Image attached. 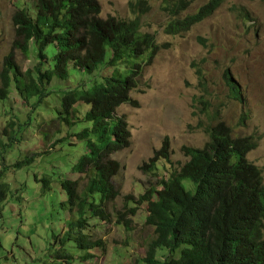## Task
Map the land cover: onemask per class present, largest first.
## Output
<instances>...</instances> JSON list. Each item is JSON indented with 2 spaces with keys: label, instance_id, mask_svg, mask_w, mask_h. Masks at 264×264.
I'll use <instances>...</instances> for the list:
<instances>
[{
  "label": "rangeland",
  "instance_id": "1",
  "mask_svg": "<svg viewBox=\"0 0 264 264\" xmlns=\"http://www.w3.org/2000/svg\"><path fill=\"white\" fill-rule=\"evenodd\" d=\"M22 1L0 0V71L17 39L12 22L17 7L36 4L35 0H24L22 5ZM100 1L103 19L134 18L130 0ZM165 1L152 0V10L143 20V32L155 36L160 52L144 65L139 87L132 93L139 105L125 104L117 111L118 116L128 119L132 138L129 148L113 155L121 170L113 179L120 195L107 206L112 222L93 220V235L104 241L105 250H94L97 256L84 264H146L155 236L153 227L146 223V207L134 217L130 230L115 223L117 213L124 210L126 197L137 200L159 179L167 178L186 162L184 147L202 148L209 141L207 129L218 122L227 123L236 136L256 138L258 146L248 158L264 176V1L221 0L212 16L178 35L166 31L172 18L162 9ZM207 3L208 0H198L182 17L195 15ZM48 52L54 55L55 46L51 45ZM111 57L112 53L108 60ZM17 60L23 72L37 63L32 51L26 54L17 50ZM108 60L94 74L71 66L69 79L55 76L48 97L27 91L26 86L22 90L15 87L5 102L0 121L2 133L15 114L25 115L30 125L21 133L23 139L16 149L3 152L5 161L0 151V161L13 165L36 154L40 156L11 175L12 192L0 203V264H50L56 259L60 239L77 218L61 183L67 178L81 179L80 187L84 188L87 181L80 168L88 151L86 141H59L74 137L84 129L83 125H90L84 122L89 107L84 102L76 105L70 123L55 119L60 117L59 111H64L63 92L69 88L85 84L90 88L105 72L126 81L135 67L144 62L133 58L109 67ZM226 69L240 87V100L234 98L225 83ZM200 97H204L206 105ZM63 115L67 116V111ZM9 134L10 130L8 140ZM166 137L171 144L170 161H161L152 173L143 171L141 167L150 162ZM55 142L59 144L53 147ZM75 168L79 172H73ZM184 185L193 190L189 181H184ZM66 248L75 259L86 253L78 250L74 242ZM167 254L166 249H160L157 257L163 259Z\"/></svg>",
  "mask_w": 264,
  "mask_h": 264
},
{
  "label": "trees",
  "instance_id": "2",
  "mask_svg": "<svg viewBox=\"0 0 264 264\" xmlns=\"http://www.w3.org/2000/svg\"><path fill=\"white\" fill-rule=\"evenodd\" d=\"M35 1V6L27 3L17 7L12 17L17 39L0 71V121L5 102L15 87L22 90L26 86L28 91L48 97L54 76L69 79L71 66L94 74L101 63L107 62L110 53L109 67L133 58L151 63L160 51L155 37L143 32V20L152 10V0H130L134 16L131 20L103 19L100 0ZM197 1H165L162 9L172 18L166 30L169 35L189 32L222 3L208 0L195 15L183 18ZM51 45L56 48L54 55L48 52ZM17 50L36 54L37 63L27 72L21 69ZM143 68L138 64L126 81L105 72L90 88L85 84L63 92L68 115H60L58 119L70 123L76 105L84 102L89 107L84 122L90 125H83L84 129L74 137L59 141L73 142L76 138L87 142L88 151L80 168L87 184L81 189V179L74 178L61 183L77 218L70 222L60 239L61 247L50 264H84L97 256L94 250H105L104 241L93 235L96 228L93 220L112 222L107 206L120 195L113 179L121 170L113 154L129 148L132 138L127 118L118 116L117 111L124 104L139 105L132 92L139 86ZM224 80L234 98L240 100V87L227 69ZM200 101L207 104L204 97ZM21 118L13 115L7 130L0 131L2 161L6 160L3 152L14 151L23 139ZM207 133L209 141L202 148L184 147L188 160L167 178L159 179L137 200L126 197L124 210L116 215L115 223L130 230L134 217L146 207V223L153 227L155 235L146 264H264V176L248 159L258 141L253 136H236L225 122L209 127ZM58 144L55 142L53 147ZM38 156L13 165L0 161V203L12 192L11 175L18 174ZM170 157L171 144L166 137L162 147L141 169L152 173L158 170L161 161L169 162ZM7 166L15 170L9 173ZM73 172L79 171L75 168ZM184 181H189L193 190H188ZM69 242L86 253L75 259L66 248ZM160 249L168 251L163 259L157 257Z\"/></svg>",
  "mask_w": 264,
  "mask_h": 264
},
{
  "label": "clouds",
  "instance_id": "3",
  "mask_svg": "<svg viewBox=\"0 0 264 264\" xmlns=\"http://www.w3.org/2000/svg\"><path fill=\"white\" fill-rule=\"evenodd\" d=\"M264 1V0H263ZM213 15V14H212ZM211 15V16H212ZM110 18V17H109ZM209 18V17H208ZM206 20V19H205ZM204 20V21H205ZM202 23V22H201ZM200 24V23H199ZM198 25V24H197ZM194 27V26H193ZM192 29V28H191ZM152 35V34H151ZM153 36V35H152ZM155 37V36H154ZM157 43V42H156ZM12 51V50H11ZM160 52V51H159ZM5 62V61H4ZM146 64V62L145 63H143V66ZM79 69V68H78ZM144 69V68H143ZM81 70V69H80ZM228 71H230L229 69H227ZM225 72V71H224ZM143 73V72H142ZM230 73H231V71H230ZM231 75H232V73H231ZM56 77H58V76H56ZM223 77H224V74H223ZM232 77H233V75H232ZM54 78H55V76H54ZM54 78H53V80L50 82V86H49V90H50V87H51V85H52V82L54 81ZM59 79H61L60 77H58ZM140 79V78H139ZM233 79H234V77H233ZM64 80V79H63ZM235 80V79H234ZM236 81V80H235ZM236 83H237V81H236ZM238 84V83H237ZM239 86V85H238ZM139 87V86H138ZM75 87H73V88H69L68 90H71V89H74ZM136 89H138V88H136ZM135 89V90H136ZM135 90H133V91H135ZM28 91V90H27ZM133 93V92H132ZM133 97V96H132ZM136 100V99H135ZM138 101V100H137ZM139 102V101H138ZM125 105V104H124ZM123 106V105H122ZM134 106V105H133ZM60 113H61V116H64L63 114H65L66 113V110H65V108H64V111H59ZM73 114V113H72ZM72 114L70 115V118H71V116H72ZM64 117H67V116H64ZM70 118H69V120H70ZM55 120H61V119H58L57 117H56V119ZM128 120V119H127ZM21 122L23 123V131H26V130H28L29 129V125H30V122L29 121H27L26 120V116L25 115H23L22 116V118H21ZM60 123H62L61 121H59ZM64 123H66L65 121H63ZM68 123V122H67ZM130 125V124H129ZM130 130H131V128H130ZM25 136V135H24ZM243 137V136H242ZM245 137H248V136H245ZM23 138V137H22ZM37 155V154H36ZM114 155V154H113ZM249 159V158H248ZM21 161V160H20ZM252 162V161H251ZM1 169H2V167H1Z\"/></svg>",
  "mask_w": 264,
  "mask_h": 264
},
{
  "label": "bare ground",
  "instance_id": "4",
  "mask_svg": "<svg viewBox=\"0 0 264 264\" xmlns=\"http://www.w3.org/2000/svg\"><path fill=\"white\" fill-rule=\"evenodd\" d=\"M185 4V3H184ZM215 8V7H214ZM190 21V20H189ZM185 26V25H184ZM187 27V26H186Z\"/></svg>",
  "mask_w": 264,
  "mask_h": 264
}]
</instances>
